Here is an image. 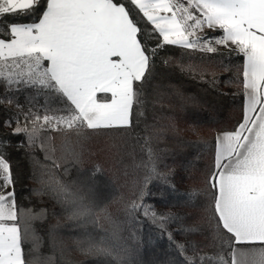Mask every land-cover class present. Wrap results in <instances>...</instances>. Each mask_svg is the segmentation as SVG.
Returning <instances> with one entry per match:
<instances>
[{
  "label": "snow or ice",
  "instance_id": "obj_1",
  "mask_svg": "<svg viewBox=\"0 0 264 264\" xmlns=\"http://www.w3.org/2000/svg\"><path fill=\"white\" fill-rule=\"evenodd\" d=\"M7 15L29 22L0 20V83L10 89L45 90L60 103L45 110L51 114L33 118L27 113L25 125L17 123L13 134H26L32 149L45 127L78 134L82 129L129 127L140 103L136 84L147 78L152 60L165 46L216 53L217 46L230 45L241 54L243 119L216 137L209 177L210 210L218 231L227 237L221 246L230 248V254L211 259L214 264H264V0H0V18ZM39 149L50 160L43 142ZM52 166L59 167L55 161ZM41 167L43 176L46 169ZM148 171L146 180L167 179L155 164ZM12 185L10 165L0 155V264H52V257L38 255L40 237L32 228L44 210L18 208L8 190ZM42 185L66 206L69 220L89 214L83 197L59 179L49 176ZM149 212L145 209V215ZM160 219L163 227L168 217ZM28 242L30 258L24 250ZM84 242L91 254L113 255L90 236ZM178 249L183 252L184 245ZM185 260L195 264L193 257Z\"/></svg>",
  "mask_w": 264,
  "mask_h": 264
},
{
  "label": "trees",
  "instance_id": "obj_2",
  "mask_svg": "<svg viewBox=\"0 0 264 264\" xmlns=\"http://www.w3.org/2000/svg\"><path fill=\"white\" fill-rule=\"evenodd\" d=\"M0 20L29 22L12 15ZM242 64V55L229 47L206 53L165 46L147 78L136 84L140 103L129 127L82 129L79 134L45 127L35 149L26 134L13 130L17 123L25 125V114H51L45 110L60 107L59 101L45 90L0 83V155L10 165L15 202L23 210H44L41 219L32 221L40 237L38 255L52 257V264H186L185 257L214 264L213 257L228 258L230 248L221 246L227 237L210 210L209 177L216 133L232 131L242 121ZM41 142L49 150L48 161ZM52 161L59 167L53 168ZM152 164L167 174L166 180H146ZM49 176L83 197L89 214L69 220L66 206L42 185ZM133 202L143 207L132 209ZM160 217H168L163 227ZM88 236L113 255L89 253ZM178 245H184L183 252ZM31 247V242L24 245L26 258Z\"/></svg>",
  "mask_w": 264,
  "mask_h": 264
},
{
  "label": "crops",
  "instance_id": "obj_3",
  "mask_svg": "<svg viewBox=\"0 0 264 264\" xmlns=\"http://www.w3.org/2000/svg\"><path fill=\"white\" fill-rule=\"evenodd\" d=\"M229 48H231L230 45H229ZM100 95L102 96V98H106V97L103 96V94H100ZM244 102H245V97H244V94H243V106H244ZM242 119H243V115H242ZM223 132H227V131H218V132L216 133L215 141H216V137H217L219 134L223 133ZM8 190H9V191H13L12 186H10V187L8 188Z\"/></svg>",
  "mask_w": 264,
  "mask_h": 264
}]
</instances>
